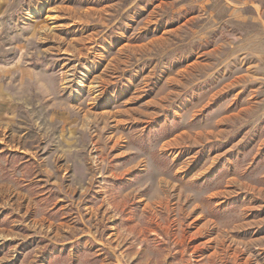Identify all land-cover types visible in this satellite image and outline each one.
<instances>
[{"label": "rangeland", "instance_id": "obj_1", "mask_svg": "<svg viewBox=\"0 0 264 264\" xmlns=\"http://www.w3.org/2000/svg\"><path fill=\"white\" fill-rule=\"evenodd\" d=\"M6 68L0 264H264V0H0Z\"/></svg>", "mask_w": 264, "mask_h": 264}, {"label": "crops", "instance_id": "obj_2", "mask_svg": "<svg viewBox=\"0 0 264 264\" xmlns=\"http://www.w3.org/2000/svg\"><path fill=\"white\" fill-rule=\"evenodd\" d=\"M11 70H9V69H0V77L4 74V73H6V72H10ZM2 94H3V90H2V88L0 87V96H2Z\"/></svg>", "mask_w": 264, "mask_h": 264}, {"label": "bare ground", "instance_id": "obj_3", "mask_svg": "<svg viewBox=\"0 0 264 264\" xmlns=\"http://www.w3.org/2000/svg\"><path fill=\"white\" fill-rule=\"evenodd\" d=\"M147 206V205H146ZM148 207V206H147Z\"/></svg>", "mask_w": 264, "mask_h": 264}]
</instances>
